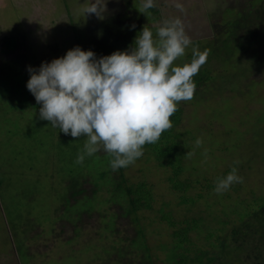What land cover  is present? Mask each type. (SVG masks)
Here are the masks:
<instances>
[{
  "label": "rangeland",
  "instance_id": "rangeland-1",
  "mask_svg": "<svg viewBox=\"0 0 264 264\" xmlns=\"http://www.w3.org/2000/svg\"><path fill=\"white\" fill-rule=\"evenodd\" d=\"M154 1L162 10L155 7L158 14L152 8L141 13L140 0H0V264H175L185 234L177 237L174 226L155 221L160 215L188 220L191 245L198 247L209 241V232L229 233L230 225L264 205V83L243 104L224 105L221 116L213 117L223 106L215 104L206 117L213 120L211 125L174 141L183 165L174 179L189 183V189H172L171 167L162 165L172 157L160 159L156 142L143 145L142 154L127 164L129 183L146 181L155 195L154 210L140 211L146 231L139 244L131 241L138 235L136 222L126 220L122 227L118 220L124 218L112 219L119 204L109 190L116 186L108 179L113 173L109 155L101 147L75 163L78 150L83 152V134L71 137L38 118L39 104L25 87L26 66L62 56L78 42L69 30L75 27L82 28L80 47L97 57L130 46L142 26L151 29L155 39L157 26L152 23L170 9L168 4L173 8L181 0ZM187 1L193 4L181 13L199 20L201 29L207 25V0ZM90 4L99 5L98 15L84 14ZM191 20L182 23L191 43L172 63L190 60L191 45L200 39L195 45L207 50L206 59L192 78L207 75L211 62L216 66L228 53L233 54L232 63L247 55L248 48L232 45L234 37L223 46L206 37L211 31L191 32ZM197 137L199 145L194 143ZM232 167L242 179L214 192V180ZM73 179H82L84 192L78 201L68 195Z\"/></svg>",
  "mask_w": 264,
  "mask_h": 264
},
{
  "label": "clouds",
  "instance_id": "clouds-1",
  "mask_svg": "<svg viewBox=\"0 0 264 264\" xmlns=\"http://www.w3.org/2000/svg\"><path fill=\"white\" fill-rule=\"evenodd\" d=\"M140 4L141 13L154 6L153 0ZM98 8L90 4L83 11L98 15ZM155 37L142 26L122 50L97 57L91 49L74 45L62 56L26 66L25 87L39 104L38 118L71 137H85L75 163L102 147L113 170L126 166L142 154L143 145L156 142L171 127L177 102L191 98L192 77L207 50L192 44L190 60L172 63L191 43L179 18L162 20ZM194 143L200 144L199 137ZM241 179L232 167L214 180L213 191L223 192Z\"/></svg>",
  "mask_w": 264,
  "mask_h": 264
},
{
  "label": "trees",
  "instance_id": "trees-1",
  "mask_svg": "<svg viewBox=\"0 0 264 264\" xmlns=\"http://www.w3.org/2000/svg\"><path fill=\"white\" fill-rule=\"evenodd\" d=\"M203 1L206 2V0ZM153 3V12L156 11L155 7L158 8V12H161L162 10L156 5V2L154 1ZM179 4L181 8H172V4H168L169 6H167L170 9L167 12H163L161 16L156 17L158 23L154 22L152 25L156 24V26H159L162 18L163 20L179 18L180 21L182 18V26V23L189 18L190 20L192 19V26L189 27L191 32L194 29H199L205 33L211 31L213 35H207L206 37L216 39L218 45L221 44L223 46L230 45L227 42L234 37L235 43H232V45H235V48L240 45L245 49L244 51L248 48V52L242 59L236 58L237 60L233 63L229 61V57L233 54L228 53L219 59V64H223L222 68H218L219 64L214 66V62H211L212 65L210 66L212 68L207 75L198 74L197 77L192 78L195 82V88L191 98L181 100L178 103L176 110L169 118L171 127L164 130L156 141L159 158L172 157L168 163L162 162V165L166 169L171 167L172 177L169 181L175 192L187 190L190 185L186 182H176L174 179V177L177 178L181 168H183L182 154H179L178 146L175 145L174 141L181 137H190L195 129H200L208 124L211 125L210 123L213 120L206 119V117L212 112L215 104L217 106L223 104V106H221L220 113L217 110L215 111L216 115L213 117L221 116V114H224L222 112L224 105L233 102V106L237 107L243 104L249 99L253 90H256L260 84L264 83V0H207V5L205 6L207 9L205 13L207 25L202 26L201 29L199 20L190 18L188 15L184 16V13H181L183 11L182 8L186 10L188 6L189 9V5L193 4V2L181 0ZM209 5H213V7L209 8ZM122 9L118 10L123 12L124 9ZM104 11L107 12L106 10ZM172 11L173 13H171ZM124 12L127 13V11ZM158 12L156 11L155 14H158ZM69 17L72 20L73 15ZM97 21L100 22V20ZM69 30L72 32L71 38L78 41L75 45L80 46L81 42L78 40V32L81 34L82 28L75 27ZM193 43L199 44L200 39L194 40ZM63 50L65 51L66 49L64 48ZM198 93L203 94L202 98L193 100ZM211 115L214 114L212 113ZM161 142H165V144L160 145ZM161 156L164 157L161 158ZM127 167L129 166L116 168L108 177L109 180H113L116 183V186L110 187L109 190L114 192L112 195L117 198L119 204L118 216L112 217V219L124 218L118 220L122 227L126 224V220L136 222L134 230L138 235L136 239L133 238L131 241L139 244L141 236L146 231L140 211L153 209L155 195L154 190L150 187L151 184L146 181L129 183L125 171ZM104 173L106 172L101 173V177L106 176ZM70 184L73 186L68 195L72 200L78 201L77 197L84 192L82 179L80 181L73 179ZM98 184L94 185L93 191L97 190ZM178 205L179 207L182 206L180 200ZM156 211L160 212V208ZM155 221L169 223L174 226L176 231L172 233H176V236L178 235L177 233L185 234V237L183 235L181 242H179L182 248H180L181 252L179 255H176L175 264H264V205L248 218L230 225L229 233H221L220 230L218 232H209L207 238L210 242H204L203 245L201 244L198 247L191 245L192 242L189 235L193 231L188 220L176 222L172 216L167 217L162 214ZM127 230H129L128 227Z\"/></svg>",
  "mask_w": 264,
  "mask_h": 264
}]
</instances>
